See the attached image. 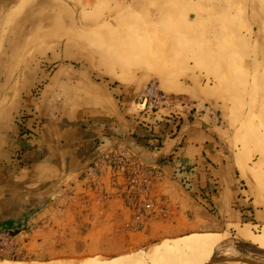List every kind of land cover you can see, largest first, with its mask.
<instances>
[{"label":"crops","instance_id":"crops-1","mask_svg":"<svg viewBox=\"0 0 264 264\" xmlns=\"http://www.w3.org/2000/svg\"><path fill=\"white\" fill-rule=\"evenodd\" d=\"M150 83L174 102L144 109ZM129 194L165 208L139 232L150 257L198 235L190 264L264 250V0H0V230H25L20 262L132 246Z\"/></svg>","mask_w":264,"mask_h":264},{"label":"rangeland","instance_id":"rangeland-1","mask_svg":"<svg viewBox=\"0 0 264 264\" xmlns=\"http://www.w3.org/2000/svg\"><path fill=\"white\" fill-rule=\"evenodd\" d=\"M135 218L136 217L134 215H131L126 226V229L132 234V246L122 247L121 249L117 250V254H112V246H105L102 249L85 247L83 255L81 257H78L77 262H68L65 264H101L104 262L113 261V258H115L116 256H128V259L125 261L114 260V264H188L189 260L191 261L192 255H186L188 254V246L186 244H177L175 245V248L168 249L166 246L167 244L165 243L159 249L161 253L156 255V257H150L151 253L155 251L154 247L157 246L156 244L154 245L156 240L149 239L147 241L149 247L147 248L141 246L142 239H144L143 236L139 235V232H141V230L135 231L132 228V226L136 224ZM145 229H147V226ZM229 244L231 245L221 244V246H217L212 251L211 255L207 257L206 255H203L206 258L202 262H199L197 264H264L263 249L257 248L251 243L242 241H237L236 243ZM206 249L207 252L210 251L209 247H206ZM192 252L196 253V251H193L191 249L190 254ZM207 252H205L204 254H206ZM199 253H201V251L197 252V254ZM20 261L21 258L19 257L16 260L7 262L10 264H25L21 263ZM0 262L3 261L0 260Z\"/></svg>","mask_w":264,"mask_h":264},{"label":"built area","instance_id":"built-area-1","mask_svg":"<svg viewBox=\"0 0 264 264\" xmlns=\"http://www.w3.org/2000/svg\"><path fill=\"white\" fill-rule=\"evenodd\" d=\"M174 100L172 96L159 92L154 83H150L145 88L140 105L143 106L144 109L154 110L160 103L172 104ZM108 167L111 175L114 173L113 177H115L116 173L127 172V164L119 159L109 158ZM135 167L138 170H142L148 174L150 173L148 169L143 168L138 163ZM98 169V163H94L88 168L86 174L96 175ZM125 201L131 202L132 215L136 217V224L132 226L135 231L145 229L148 223L157 216L156 213L158 210H160L159 212L162 211L164 216L166 215L164 206L159 203L157 207L155 200L149 195L145 196L144 199H139L135 197L134 194H129ZM24 231L25 230L22 232H14L11 230H0V260L7 262L16 260L20 257L24 250Z\"/></svg>","mask_w":264,"mask_h":264},{"label":"bare ground","instance_id":"bare-ground-1","mask_svg":"<svg viewBox=\"0 0 264 264\" xmlns=\"http://www.w3.org/2000/svg\"><path fill=\"white\" fill-rule=\"evenodd\" d=\"M249 237L255 241V242H258L259 244L261 245H264V240L260 239V238H257L255 236H252V235H249ZM211 238L205 235H198L195 237V239H193L190 243H185L187 246L191 247L193 249V251H196L197 252H200L201 249L211 243ZM183 242H186V241H183ZM180 243H182V241H180ZM185 246V245H184ZM230 250V248H229ZM159 251V249H158ZM166 251V250H165ZM161 253V252H160ZM193 253V252H192ZM166 254V253H165ZM139 255V254H138ZM139 257V256H138ZM161 257V256H160ZM131 258V257H130ZM128 259V256H123V257H120L118 258L117 260L119 261H125ZM136 259V258H135ZM134 261V260H133ZM0 264H10L8 262H0ZM101 264H114L113 261H109V262H104V263H101Z\"/></svg>","mask_w":264,"mask_h":264}]
</instances>
